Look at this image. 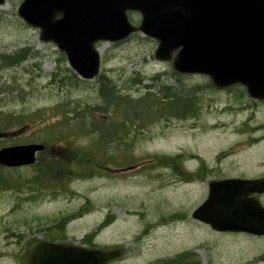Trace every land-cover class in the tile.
I'll return each instance as SVG.
<instances>
[{"label":"rangeland","instance_id":"rangeland-1","mask_svg":"<svg viewBox=\"0 0 264 264\" xmlns=\"http://www.w3.org/2000/svg\"><path fill=\"white\" fill-rule=\"evenodd\" d=\"M21 1L0 6V125L9 126L0 130V148L61 136L59 146H46L36 165L0 167V264H24L31 243L54 237L122 249L121 259L110 264H150L184 249L195 250V264H264V238L214 234L200 223L178 221L179 213L190 216L205 200L210 178L180 184L172 168L180 154L181 166L203 163L219 177L264 173V135L248 131L264 123V111L246 110L239 88L215 90L204 76L178 77L170 62L153 58L155 42L138 34L97 44L99 75L114 87V96L137 98L146 86H171L182 99L193 97L195 114L175 118L163 111L162 118L127 119L130 137L106 145L91 127L122 121L121 105L99 98L97 78L72 76L54 45L42 44L38 31L17 17ZM25 47L34 57L20 63L9 58ZM137 75L141 84L129 87ZM24 117L30 122L23 126L14 120ZM60 119L65 123L57 128L66 135L46 128ZM88 156L94 160L90 165L100 164L99 174L81 175L84 169L77 167L80 174L65 179V167L73 170L71 161L82 157L88 164ZM59 162L63 166L48 171ZM57 222L63 223L62 234L53 228Z\"/></svg>","mask_w":264,"mask_h":264},{"label":"water","instance_id":"water-1","mask_svg":"<svg viewBox=\"0 0 264 264\" xmlns=\"http://www.w3.org/2000/svg\"><path fill=\"white\" fill-rule=\"evenodd\" d=\"M127 10L140 12L137 28L126 20ZM17 15L39 29L41 42L55 44L81 79L98 74L95 43L118 42L139 31L157 41L156 60L169 61L177 51L172 59L176 73L206 75L215 89L240 84L264 103V0H23ZM43 148H3L0 164H33ZM253 192H264V181L211 183L192 217L215 231L264 235V208L247 198ZM117 255L40 242L29 248L26 264H104Z\"/></svg>","mask_w":264,"mask_h":264},{"label":"trees","instance_id":"trees-1","mask_svg":"<svg viewBox=\"0 0 264 264\" xmlns=\"http://www.w3.org/2000/svg\"><path fill=\"white\" fill-rule=\"evenodd\" d=\"M20 50L21 51H19L18 53L15 52V54L9 56V58L12 61H16L20 63L22 60H25V59L27 60L29 58L34 57L33 51L30 47H25ZM59 59L64 62L63 55H61ZM52 75L54 77V74ZM72 76L75 78V75H73V73H72ZM97 82L99 83L98 84L99 85V89H98L99 98L100 99H105V98L110 99L111 103L114 102V104L116 103L118 105H121L122 107L120 111L121 115H119L120 118L121 117L123 118L122 121L118 120V122H115V119H113V120H110L106 125H97V127L93 125V127H91L92 133L96 134L97 139L105 142L106 145L117 144L119 141L124 140L127 137H130V135L132 134L131 131H133V128L132 126L127 125V123L125 122V120L127 119L130 122H133V121L139 122V121H142L143 119H148V117L152 118L153 116H156V118H162L165 114H169L175 118H183V116L186 113L189 116H192V115L194 116L195 114L194 112L191 111L192 104H191L190 99H185V98L182 99L181 97H179L178 91L172 88L171 86L149 85V86H146L147 91L143 95L137 98H132L128 94H124L121 96H114V87H112L110 82L106 80L103 76L98 77ZM141 82H142V78L137 75L135 78L130 79L127 85L129 87H132V86L141 84ZM163 111L165 112L164 115H162ZM14 120L18 122V124L21 126L28 124L30 122L29 120H27L26 117L15 118ZM60 123L64 125L65 119H60L58 120L57 123L55 122L52 124H48L46 128L50 131H53L55 128H57V126ZM72 128L77 131L81 129L79 126L78 128L76 126H72ZM95 128L97 129L95 130ZM6 129H9L8 124L0 125L1 131L6 130ZM57 129H60V127H58ZM61 132L62 130L60 129V133ZM70 133H73V132L70 130ZM63 134L64 133L62 132V135ZM60 136L61 135H58L56 137L60 138ZM59 138L51 139L50 143L43 142V144L46 147V146H49L50 144L55 145L58 142V144L56 145L59 146V141H58ZM89 158L90 157L88 156V164L87 163L85 164L86 159L84 157L71 161L75 163V168L71 170L65 167V172H66L65 179H68L72 175L80 174V172H77V170L81 171L79 168L84 169L83 171H81L83 172L81 173V175L83 174L89 175L91 173L99 174L98 171L100 169L98 166L100 164H98L97 166V163L95 162L96 165H90V161L92 160L94 162V160L93 158L89 160ZM172 160L175 162L176 158L175 159L172 158ZM63 164L64 163H61V162H59L58 164L55 163L53 165L54 168L48 171L51 172L53 169L56 170L60 168L61 166H63ZM36 168H38V166ZM172 168L174 172L177 171L176 163L172 165ZM41 172L45 174L43 168L40 169L39 167V173L42 175ZM59 222L55 223L53 228L58 232V234H62L63 233V225H62L63 223H59ZM61 238L62 237H57V238L54 237L53 240L59 241V240H62Z\"/></svg>","mask_w":264,"mask_h":264},{"label":"flooded vegetation","instance_id":"flooded-vegetation-1","mask_svg":"<svg viewBox=\"0 0 264 264\" xmlns=\"http://www.w3.org/2000/svg\"><path fill=\"white\" fill-rule=\"evenodd\" d=\"M127 19L128 21H140L141 17L138 13L136 12H127L126 13ZM243 90H245L243 88ZM245 92V91H244ZM243 92V93H244ZM246 96V93H244ZM246 104H243V106H246V110H248L250 113H254L257 112L259 110L264 111V104L258 100H253L251 98H247L244 100ZM251 120V118L249 119ZM244 128V127H243ZM250 133L252 134H262L264 135V123L258 124L256 125L254 128L249 129L248 130ZM183 164V162H178L179 168L177 169V181L180 184H190L192 183V181H194V179L198 176H205L208 178H210V181H216V180H221V179H230V178H240V179H264V173H258L257 175H236V176H230V175H223V177H219V175H214V168L213 167H206L203 163H197V167H195L194 169H188L186 166H181ZM252 197H255L257 200H259L263 205V198H264V194H254L251 195ZM192 212V211H191ZM191 214V213H190ZM178 221L182 224L184 222H187L189 224H191L192 222H194V220L190 219V216L188 215V212H186L185 214L179 213V218ZM2 233H7L6 231L2 232ZM223 235L226 236H246V237H251V238H264V236H253V235H249V234H245V233H234V232H226V233H222ZM14 237H17V246L16 247H20L21 246V239H20V235L16 234ZM76 246H81L83 248H87V249H94L92 248V245L89 243H82V244H74ZM99 249V248H98ZM115 250H119L120 254L117 258H115L114 260H111L110 262H108L107 264H110L111 262H116L119 261L121 259V256L123 254L122 249H118V248H114ZM17 253L20 254V249L18 248ZM21 253L23 254L22 250ZM195 250L193 249H184L176 254H174L173 256H169L168 258H161L160 260L156 261V262H152L150 264H194L197 261H199L198 256L195 254ZM21 256V254H20Z\"/></svg>","mask_w":264,"mask_h":264},{"label":"bare ground","instance_id":"bare-ground-1","mask_svg":"<svg viewBox=\"0 0 264 264\" xmlns=\"http://www.w3.org/2000/svg\"><path fill=\"white\" fill-rule=\"evenodd\" d=\"M126 20H128V19L126 18Z\"/></svg>","mask_w":264,"mask_h":264}]
</instances>
